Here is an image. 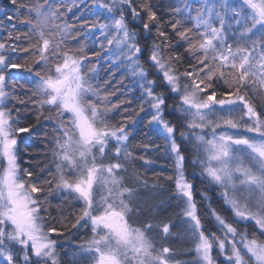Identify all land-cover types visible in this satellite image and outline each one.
<instances>
[{
	"label": "snow or ice",
	"instance_id": "snow-or-ice-1",
	"mask_svg": "<svg viewBox=\"0 0 264 264\" xmlns=\"http://www.w3.org/2000/svg\"><path fill=\"white\" fill-rule=\"evenodd\" d=\"M0 11V264H264V0ZM144 127L173 161L167 199Z\"/></svg>",
	"mask_w": 264,
	"mask_h": 264
},
{
	"label": "trees",
	"instance_id": "trees-1",
	"mask_svg": "<svg viewBox=\"0 0 264 264\" xmlns=\"http://www.w3.org/2000/svg\"><path fill=\"white\" fill-rule=\"evenodd\" d=\"M2 3H7V0H0V4ZM9 8H11V6H9ZM4 11H7V9H5ZM0 16H3V11H0ZM5 24L7 25V28L9 30L12 29L11 23H8L7 21H5ZM11 55L13 56V58H15L17 54L12 53ZM14 74L21 75V74H26V72L21 70L19 73L14 72ZM101 75H104V73H101ZM146 124H147V121L145 120V125ZM143 132H148V136L143 135V133L139 129H137L135 133L136 139L134 140V144L149 143V144H154V145L159 146L158 148H153L152 150H150L149 159L153 160L154 164L148 167V171L146 172V175H148L149 179H158L159 182L163 184L164 189H165V195L163 196V198L167 199L168 198L167 191H169L170 187L173 185H172V181L167 180L166 177L169 175H173V176L175 175L173 161L169 159V155L165 152V141L162 136H158L153 132H149L148 127H144ZM24 139L25 141H27L28 134H24ZM32 139L36 140L35 137H33ZM42 149H43V145L36 143L33 151L30 153V155L34 158L32 161L33 167H36V164L38 162L35 158L42 157L43 155ZM133 150L137 152L144 151L142 148H139V147H136ZM141 163L142 161H137V166H139ZM192 171H193L192 168L189 167L186 169V174L189 177H191ZM156 173H159L158 177L156 176ZM196 186L198 189L203 187V185H200L198 182ZM52 203H53V207L51 209V212H52L53 217H56V219L53 220L52 223L54 224L55 227L62 228V225L59 223L60 217H59V212L56 206L62 205L65 202L58 200V199H53ZM72 210H73L72 208H68L65 210V212L67 214V212L72 211ZM177 211L178 210H169L166 219H171L173 224L180 225V219L177 215ZM75 231H76L75 229H71L70 231L65 229V235L68 237V240L71 237H73L72 233H74ZM176 231H182V229L177 228ZM85 232L86 230H84V233ZM181 243L182 241H177V246H179Z\"/></svg>",
	"mask_w": 264,
	"mask_h": 264
},
{
	"label": "rangeland",
	"instance_id": "rangeland-1",
	"mask_svg": "<svg viewBox=\"0 0 264 264\" xmlns=\"http://www.w3.org/2000/svg\"><path fill=\"white\" fill-rule=\"evenodd\" d=\"M18 77H20V79L21 80H23V79H26L28 76H29V74H21V75H19V74H16ZM119 74H117V76H118ZM76 232V231H75ZM86 235H90V233H84V230H81V232H80V234L79 235H77V236H73V237H71L70 239H69V241H73V242H78V241H80V240H82V239H84V238H86Z\"/></svg>",
	"mask_w": 264,
	"mask_h": 264
}]
</instances>
